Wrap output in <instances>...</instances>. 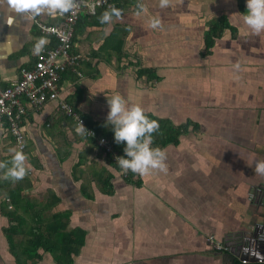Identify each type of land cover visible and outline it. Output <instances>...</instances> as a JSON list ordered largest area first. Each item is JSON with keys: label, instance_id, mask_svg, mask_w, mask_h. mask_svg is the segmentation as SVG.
<instances>
[{"label": "crops", "instance_id": "obj_1", "mask_svg": "<svg viewBox=\"0 0 264 264\" xmlns=\"http://www.w3.org/2000/svg\"><path fill=\"white\" fill-rule=\"evenodd\" d=\"M136 1L111 22L99 17L113 5L80 13L72 48L78 58L62 75L59 98L89 120L110 125L107 97L119 93L145 113L175 125L190 120L198 129L190 127L176 145L162 147L167 169L135 173L141 180L135 186L77 132L58 99L39 110L25 103L20 125L27 174L5 178L0 169V264H19L4 234L6 210L26 219L39 211L44 220L68 212L69 228L85 231L73 264H230L229 249L216 250L213 241L225 243L245 229L247 217L257 218L248 199L253 188L264 187L253 162L264 155V32L249 29L238 0ZM54 12L33 18L0 0L3 86L32 64L40 38L52 47L38 23L55 22ZM223 16L236 34L224 29L203 55L209 24ZM139 67L153 69L159 79L137 76ZM12 148L19 149L0 124V161L10 165ZM105 176H111L110 193L101 188ZM18 201L26 211L14 207ZM39 253L41 259L27 264H58L51 253Z\"/></svg>", "mask_w": 264, "mask_h": 264}, {"label": "trees", "instance_id": "obj_2", "mask_svg": "<svg viewBox=\"0 0 264 264\" xmlns=\"http://www.w3.org/2000/svg\"><path fill=\"white\" fill-rule=\"evenodd\" d=\"M113 3V6L120 10L125 9L129 5L137 7L136 0H108ZM106 5L96 8L95 14L99 13L103 8L106 9ZM238 7L241 12L246 11L244 0H238ZM224 29H229L232 36L236 34L237 29L232 26L226 17H221L211 22L205 32L204 44L205 49L203 55L208 54L213 47L214 42L219 38ZM117 31H114L113 38L116 37ZM123 36L119 38L117 45L118 58L122 56L121 44ZM52 46L55 45L53 41ZM73 48V41H72ZM71 48V50H72ZM138 65L137 62L132 63ZM65 72V71H64ZM60 75V81L63 73ZM137 76H146L151 80H158L153 69L148 67H139L136 70ZM72 109L76 111L73 107ZM77 112V111H76ZM151 119H155L159 122L158 129L152 133L154 139L152 145L164 147L167 144L176 145L179 142V136L186 133L191 127L192 130L198 129V124L187 120L186 122L175 125L169 119L157 117L151 113H145ZM79 115L85 119L84 125L86 128L92 130L95 134L94 137H86L95 144L96 137H105L112 145L113 151L116 156L125 155L124 142L117 143L114 138L111 125H106L102 122L91 121L85 117V115L79 113ZM109 164H111L116 170L123 171L124 180L127 183L135 186L141 185L139 177H135V173L131 170L124 171L119 164L114 160L113 155L106 154ZM111 176H105L101 179L102 191L110 193L113 191L112 184L110 182ZM14 204V203H12ZM30 205V204H27ZM51 205L50 203L44 204L45 207ZM14 207H23L26 211V206L21 201L14 204ZM30 209H27L29 211ZM4 214L8 217V225L4 228V234L7 239L9 250L13 254L15 260L19 264H27L28 260L34 262L37 259H41V249L44 252H49L53 255L54 260L58 264H73L74 255H77L80 247L85 241V231L79 227L69 228V214L66 213H53L48 220L42 219L40 212H34L30 214V218L26 219L21 215H17L15 211H4ZM17 217H16V216ZM31 264V263H30Z\"/></svg>", "mask_w": 264, "mask_h": 264}, {"label": "clouds", "instance_id": "obj_3", "mask_svg": "<svg viewBox=\"0 0 264 264\" xmlns=\"http://www.w3.org/2000/svg\"><path fill=\"white\" fill-rule=\"evenodd\" d=\"M167 3V0H162ZM246 11L242 13L243 20L254 33L264 32V0H246ZM76 6V0H9V7L17 13H27L33 18L47 14L50 11L68 12ZM121 10L111 7L99 17L101 22H111L120 18ZM156 23V21H154ZM45 38H40L36 45L39 52ZM239 68V64L236 65ZM109 111L107 122L112 126L117 143L124 142L125 155L116 157V162L124 170L134 173H147L151 169H167V154L159 146H153L152 133L159 127V122L145 114L140 104L129 103L124 96L114 93L107 97ZM77 132L88 133V129L79 121ZM14 153L11 163L0 161V169H5V178L22 179L27 174L25 165L26 154L22 149L12 148ZM255 171L264 174V159H253Z\"/></svg>", "mask_w": 264, "mask_h": 264}, {"label": "built area", "instance_id": "obj_4", "mask_svg": "<svg viewBox=\"0 0 264 264\" xmlns=\"http://www.w3.org/2000/svg\"><path fill=\"white\" fill-rule=\"evenodd\" d=\"M103 5L111 7L113 3L108 0H76V6L72 10L53 13L57 19L55 22H39V31L51 37L55 45H42L39 52L35 50L32 64L21 67L15 81L5 86L0 82V124L5 126L19 149L25 148V134L20 125L26 111L25 103L33 110H39L46 102L58 99L59 108L76 121V127H79V121L84 125V119L72 106L59 98L60 75L68 67L74 66L78 58L71 48L74 26L80 13L85 8L88 13H93L97 7ZM88 131L84 134L86 137L95 136L92 130ZM95 144L105 154H112L116 160L112 145L105 137H96ZM213 245L216 250L226 249L221 241H213ZM242 262L246 263V259H242ZM258 262H261V259H258Z\"/></svg>", "mask_w": 264, "mask_h": 264}, {"label": "water", "instance_id": "obj_5", "mask_svg": "<svg viewBox=\"0 0 264 264\" xmlns=\"http://www.w3.org/2000/svg\"><path fill=\"white\" fill-rule=\"evenodd\" d=\"M260 206L259 211L262 212L261 216L264 217V196H262ZM259 227H262L261 231L256 229L254 224L247 225L244 230L235 232L231 237H225V244L227 245H230L229 238L234 240L228 253L231 262L234 258L239 260L247 258L250 264H264V222ZM258 258H262L261 263L257 262Z\"/></svg>", "mask_w": 264, "mask_h": 264}, {"label": "flooded vegetation", "instance_id": "obj_6", "mask_svg": "<svg viewBox=\"0 0 264 264\" xmlns=\"http://www.w3.org/2000/svg\"><path fill=\"white\" fill-rule=\"evenodd\" d=\"M260 158L264 159V155H262ZM262 188H260V189L258 187L253 188L254 189L253 193L255 191L256 192L254 193V195L250 196V200L248 199V204H250V205L247 204L248 205V211L251 213L252 212L256 213L257 218H254V219H256V221H254L253 218L250 219V217H247V219L245 220V223H247V225L254 224L256 226V229H259V231L262 230V227H259V226L262 225V223L264 222V217L261 216L262 212L259 211V209H260L259 207H261L260 204L262 202V196H264V187H262ZM231 240L232 241L230 242V245L223 243V245L226 247V249H229V251L231 250V246L234 243V240L233 239H231ZM229 251H228V253H229ZM244 259H246V263H243L242 260H239L238 258H234L233 262H231V260L229 259V261H230L229 263L230 264H241V263L242 264H250V261L247 258H244ZM258 259H261V262H262V258H258ZM257 262H258V260H257ZM261 262H258V263H261Z\"/></svg>", "mask_w": 264, "mask_h": 264}, {"label": "rangeland", "instance_id": "obj_7", "mask_svg": "<svg viewBox=\"0 0 264 264\" xmlns=\"http://www.w3.org/2000/svg\"><path fill=\"white\" fill-rule=\"evenodd\" d=\"M246 159H247V161H252V160H250V157H246ZM261 176L264 177V174H262Z\"/></svg>", "mask_w": 264, "mask_h": 264}]
</instances>
